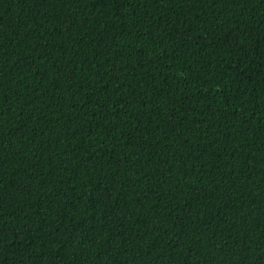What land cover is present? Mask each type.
<instances>
[{
  "label": "trees",
  "instance_id": "obj_1",
  "mask_svg": "<svg viewBox=\"0 0 264 264\" xmlns=\"http://www.w3.org/2000/svg\"><path fill=\"white\" fill-rule=\"evenodd\" d=\"M0 264H264V0H0Z\"/></svg>",
  "mask_w": 264,
  "mask_h": 264
}]
</instances>
